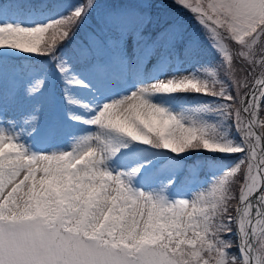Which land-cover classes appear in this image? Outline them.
<instances>
[{
  "label": "snow or ice",
  "instance_id": "snow-or-ice-1",
  "mask_svg": "<svg viewBox=\"0 0 264 264\" xmlns=\"http://www.w3.org/2000/svg\"><path fill=\"white\" fill-rule=\"evenodd\" d=\"M93 2L82 0L68 15L33 26L10 22L0 4V47L55 55ZM175 2L210 29L227 82L210 71L211 82L188 76L158 81L152 88L221 98L220 108L241 142L213 139L211 127L192 117L178 119L151 102L145 88L103 104L89 123L106 130L102 135L107 142L95 147L90 137H80L75 151L32 153L0 131V264H264V0H218L206 7ZM23 10L18 4L17 11ZM111 22L125 29L133 23L126 17ZM230 45L237 51H230ZM94 46L81 48L80 57L91 55ZM237 58L247 65L243 80L236 78ZM57 69L62 74L68 70L60 57ZM92 70L103 75L107 68L96 63ZM9 71L0 68V100ZM26 91L32 94L36 88L29 85ZM123 137L176 154L202 148L243 155L215 182L220 193L216 202L188 212L187 199L170 201L161 193L132 187L130 178L143 165L116 173L105 166ZM233 200L236 204L229 207ZM234 228L238 244L227 238Z\"/></svg>",
  "mask_w": 264,
  "mask_h": 264
},
{
  "label": "rangeland",
  "instance_id": "rangeland-1",
  "mask_svg": "<svg viewBox=\"0 0 264 264\" xmlns=\"http://www.w3.org/2000/svg\"><path fill=\"white\" fill-rule=\"evenodd\" d=\"M22 2L24 0H0V4L8 10L6 18L10 22L33 26L68 15L82 0H70L66 7L69 11L60 16L52 15L41 6L35 7L33 3L23 6V11H17V5ZM217 2L188 0L193 6L204 7L208 3ZM133 8L153 12L157 37H152V31L145 37L138 34L143 14L134 18L127 29L111 22L118 14ZM160 16L165 19L161 21ZM3 22L4 19H0V23ZM67 41L70 44L64 49L56 48L55 55H34L11 47H0V68L10 70L4 75L0 131L15 137L25 145L27 151L38 154L75 151L76 141L80 137H90L92 147L106 143L107 137L102 135L106 130L89 121L104 103L140 88L148 89L147 98L177 114L178 119L179 116L192 117L196 123L211 127L213 139L225 144L227 140L241 142L240 133L233 121L220 108L223 102L221 98L211 95L202 99L199 95L186 94L199 93L192 90L164 93L152 88L158 81L188 76L211 82L214 77L210 71H215L217 78L227 82L221 71L223 58L214 46L210 29L203 27L192 12L181 7L175 0H94L75 24ZM94 42L92 54L81 58V48L93 45ZM173 43L175 46L166 50ZM201 45L210 50L212 56L198 53L187 56L181 52L186 47L192 48L193 52L199 51ZM230 51L236 52L237 49L230 45ZM57 57L68 65V70L63 74L57 69ZM21 58H29L32 62L27 61L28 64H25ZM96 63L106 66L107 71L103 75L92 70ZM246 68L247 65L237 58L234 65L236 78L243 80ZM74 80L83 83H75ZM29 85L36 88L32 94L26 91ZM30 116L36 119H26ZM185 122L190 121L186 119ZM111 135L116 136L115 133ZM200 152L210 157L206 159ZM186 155L198 169L207 167L204 174L189 170L188 174L179 177L183 165L178 157L185 158ZM241 155L243 153H221L202 148L176 154L162 147L123 137L120 138L117 150L109 154L104 163L113 173L128 172L143 165L140 172L130 178L133 188L161 193L170 201L187 199L189 204L186 211L191 212L193 206L197 210L208 209L216 202L220 193L215 182ZM235 183L233 189L238 190L239 178ZM219 202L223 203V200ZM235 204L233 200L229 207ZM232 233L237 237L238 244V230L234 228ZM258 239L259 229L254 237V240Z\"/></svg>",
  "mask_w": 264,
  "mask_h": 264
},
{
  "label": "trees",
  "instance_id": "trees-1",
  "mask_svg": "<svg viewBox=\"0 0 264 264\" xmlns=\"http://www.w3.org/2000/svg\"><path fill=\"white\" fill-rule=\"evenodd\" d=\"M16 1H18V0H16ZM69 1L70 0H24V2H22L20 4H22L23 6H27L28 4L33 3V4H35V7L41 6L43 8H46L48 11H50L52 15L60 16V15H63L64 13H66L67 11H69L66 8V7L69 6V4H67ZM68 9H71V8H68ZM140 14H143V20L140 22L138 34L140 36L145 37L146 35L149 34L150 31H152V33H151L152 37L153 38L157 37L158 31L155 30V27H154V20L155 19L153 17V12L152 11H146V10L142 11L140 9L133 8V10L128 9V10H125L123 13L118 14V17H126V18H128V19H130L132 21L134 18H137V16L140 17ZM159 18H160L161 21L165 19L164 16H160ZM94 21L97 22L95 19H94ZM67 39L64 40L63 42H61L57 46V48L58 49L59 48L60 49L66 48L70 44V42H68ZM173 46H175L174 43L171 45L170 48L168 47L166 50H171V48ZM181 52H184V54L187 55V56H192L195 53H198V54H201V55H205L206 54V55H211V56L213 54L210 50L205 48L203 45H201V48H200L199 51L195 50L193 52L192 48L190 49L189 47H186V48H183L181 50ZM21 60L25 61V64H28V63L32 62V60L29 59V58L28 59L21 58ZM27 61H28V63H27ZM211 61L213 62L214 58H212ZM186 94L194 95V96L199 95V97H201L202 99L211 97V95H206V94H203V93L201 94V93H188V92H186ZM192 154H195V153H192ZM199 154L205 155L206 159H208L210 157L209 154H206V153H203V152H200ZM193 156H195V155H192L191 157H193ZM178 159L183 165V171L180 173L179 177H182L183 175L188 174L189 170H190V172H193V173H196V171L197 172L199 171V174H201V173L204 174V172L207 170L206 166H204V167H202L200 169L195 167V165L193 164L194 161L187 155H186L185 158H179L178 157ZM233 206L234 205H231L230 207H233ZM227 238L231 239L235 243H237V237L232 232L228 234ZM232 251H238V248H234V249H232Z\"/></svg>",
  "mask_w": 264,
  "mask_h": 264
},
{
  "label": "bare ground",
  "instance_id": "bare-ground-1",
  "mask_svg": "<svg viewBox=\"0 0 264 264\" xmlns=\"http://www.w3.org/2000/svg\"><path fill=\"white\" fill-rule=\"evenodd\" d=\"M134 77H136V78H137V75H134Z\"/></svg>",
  "mask_w": 264,
  "mask_h": 264
},
{
  "label": "water",
  "instance_id": "water-1",
  "mask_svg": "<svg viewBox=\"0 0 264 264\" xmlns=\"http://www.w3.org/2000/svg\"><path fill=\"white\" fill-rule=\"evenodd\" d=\"M255 241V240H254Z\"/></svg>",
  "mask_w": 264,
  "mask_h": 264
}]
</instances>
